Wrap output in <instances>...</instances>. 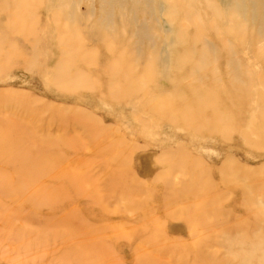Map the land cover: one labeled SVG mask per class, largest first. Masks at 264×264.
Listing matches in <instances>:
<instances>
[{
	"label": "rangeland",
	"instance_id": "1",
	"mask_svg": "<svg viewBox=\"0 0 264 264\" xmlns=\"http://www.w3.org/2000/svg\"><path fill=\"white\" fill-rule=\"evenodd\" d=\"M5 127L0 264H264V0H0Z\"/></svg>",
	"mask_w": 264,
	"mask_h": 264
},
{
	"label": "bare ground",
	"instance_id": "2",
	"mask_svg": "<svg viewBox=\"0 0 264 264\" xmlns=\"http://www.w3.org/2000/svg\"><path fill=\"white\" fill-rule=\"evenodd\" d=\"M80 76V75H79ZM81 77V76H80ZM77 78H79V77H77ZM55 80V79H54ZM53 80V81H54ZM195 95H197L196 93H195ZM202 98V97H201ZM165 101H166V99L165 98H163ZM163 101V100H162ZM162 101L161 102H159V103H157V105L155 106V104L156 103H154V106H155V110L156 111H158L159 110V106H161V104L160 103H162ZM167 101H170V100H167ZM204 101H206V102H203L201 99H199V98H195V100H194V103H195V105L198 107V108H205V107H207V105L206 104H211V99H210V97H207V99L206 100H204ZM186 103V102H185ZM193 103V104H194ZM184 104V103H183ZM163 106V105H162ZM212 106V105H211ZM211 119V118H210ZM212 119H214V118H212ZM215 120V119H214ZM37 134V133H39L38 131L36 132V131H34L33 132V134ZM6 140H12L13 142H14V140H15V138H14V130H12L11 128H9V127H5L4 129H1L0 128V145L3 143L2 141H6ZM46 141H47V146H46V151H50L52 148H53V146L52 147H50V142L49 141H51V139L50 138H47V139H45ZM46 141H44V142H46ZM17 147L19 148V150H20V152L22 153H25V154H27L26 152H24L23 150H22V146H19V142H17ZM41 147H43V146H41ZM110 147V148H109ZM108 147V151H107V154L105 153V155L106 156H108L109 158H106V159H109V161H112V158H113V156H112V154H113V152L111 151L112 150V147L113 146H109ZM42 151V150H41ZM111 151V152H110ZM109 152H110V155H109ZM40 155H43V152H42V154H40ZM10 161H8L9 163H11V165L14 167V156H13V158L12 159H9ZM49 160H51V159H49ZM93 164H96V163H92V164H90V165H88L87 167H91ZM101 167H102V165H100ZM194 167V166H193ZM102 169V168H101ZM194 169V168H193ZM104 174H108V172H103ZM20 175V174H19ZM69 176H70V179H71V176H72V173L71 174H69ZM77 176H80V177H78V179L80 180L81 179V181H82V174L81 175H77ZM197 178H199L198 176H195V177H190V179H193L198 185H199V181L201 180V178L200 179H198L197 180ZM116 179H118V180H116ZM116 183L114 182V183H112V188L113 189H110V191H109V193H107L106 194V197L107 198H109V199H111V200H113L114 202H115V206H117L118 204H120V203H124L125 201H128V202H130L131 200H132V194H131V192H130V190L129 189H127L125 186H117V185H119L118 184V181L119 180H121V178L118 176V178L116 177ZM94 180H95V178H94ZM83 182V181H82ZM189 185H194V184H190L186 179H184L181 183H179V185L177 186L178 187V191H176V192H174L173 190H177V187H175L173 190H169V192H168V194H166V196H165V198H167L168 197V199H173V197L175 196V197H177V194H179V195H181L182 197H187L188 196V194H189V192H191L192 191V188L189 186ZM203 185V184H202ZM89 185H88V183H84L83 182V184H81V186H79L80 187V189L78 190V191H82V192H85V193H88L84 188H87ZM195 186H196V184H195ZM70 187L71 188H73V187H75V184L74 183H72V182H70ZM82 187V188H81ZM120 187H122V188H120ZM99 193V191H97V190H94V195L95 194H98ZM3 196H5V195H3ZM4 198H8V197H4ZM104 198L105 197H103V195H102V202L104 203L105 202V200H104ZM176 199V198H175ZM98 202H99V200H98ZM96 204V203H95ZM130 204V203H129ZM102 211L103 212H105L106 213V210L108 209L107 208V206H106V204H105V206H103L102 208ZM97 243V242H96ZM98 245L96 246V248H88V249H86L85 251H84V258H82V259H79V260H76L78 263H84V262H86V261H88V259H90L89 261H91V260H94L95 261V259H98L99 260V262H101V263H105L104 262V260L105 261H107V257L108 256H106V255H103L102 253H101V251H104V248H103V246H101V244L100 243H97ZM146 262H149V263H152V261H150V260H148V257H145V259L143 260V262L142 263H144V264H146ZM264 262V261H263ZM95 264H98V261L95 263Z\"/></svg>",
	"mask_w": 264,
	"mask_h": 264
}]
</instances>
